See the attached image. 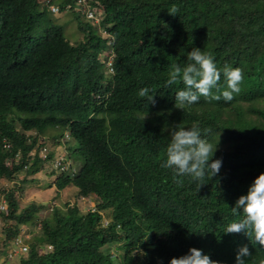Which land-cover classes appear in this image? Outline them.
I'll list each match as a JSON object with an SVG mask.
<instances>
[{
	"label": "trees",
	"instance_id": "obj_1",
	"mask_svg": "<svg viewBox=\"0 0 264 264\" xmlns=\"http://www.w3.org/2000/svg\"><path fill=\"white\" fill-rule=\"evenodd\" d=\"M75 1L0 0V178L33 174L52 160L53 152L42 156L35 144L56 128L58 138L68 136L64 162L80 165L59 170L53 185L93 194L95 205L86 212L75 203L53 206L39 218L44 204L19 208L15 189L2 190L8 208L0 213V255L22 226L39 222L18 264H169L191 247L235 264L242 245L252 254L246 264L264 262L258 242L224 233L243 217L229 207L264 173V0H88L101 7L112 39L99 35ZM173 5L177 15L168 13ZM62 11L81 40L70 42L49 17ZM193 47L210 53L219 69L242 70L233 100L200 97L176 107L185 86L165 85L172 65L190 63ZM226 84L222 74L221 91ZM143 87L155 104L139 97ZM193 123L218 142L213 159L222 161L218 175L203 181L161 166L173 131Z\"/></svg>",
	"mask_w": 264,
	"mask_h": 264
},
{
	"label": "clouds",
	"instance_id": "obj_2",
	"mask_svg": "<svg viewBox=\"0 0 264 264\" xmlns=\"http://www.w3.org/2000/svg\"><path fill=\"white\" fill-rule=\"evenodd\" d=\"M178 11L179 9L173 5L168 13L177 15ZM187 59L190 63L183 68L178 64L172 65L165 85L167 88L180 82L184 84V89L175 95L177 108L183 110L185 106H192L200 97L208 101L223 99L230 102L234 94L239 93L243 82V72L239 67L225 65L223 69H219L210 53L206 54L196 47L188 52ZM222 74L227 84L226 89L221 91L219 82ZM213 89H216V94L213 93ZM138 95L146 98L147 103L156 102L155 93L148 87L141 88ZM205 135L206 133L202 135L197 123H193L187 129L182 127L173 131L171 143L167 147V159L161 166L173 170L179 177L188 175L200 181L207 175L211 178L217 176L222 166L221 159H213L218 142L210 143L204 138ZM202 184L204 183L200 186ZM229 208L233 216H240L242 212L243 217L229 224L224 233H243L248 238L251 237V241L258 242L264 247V173L257 175L247 193L240 195ZM251 255L246 245L240 246L235 255V264H246V258ZM169 264H220V262L211 259L201 249L191 247L187 254L170 258Z\"/></svg>",
	"mask_w": 264,
	"mask_h": 264
},
{
	"label": "rangeland",
	"instance_id": "obj_3",
	"mask_svg": "<svg viewBox=\"0 0 264 264\" xmlns=\"http://www.w3.org/2000/svg\"><path fill=\"white\" fill-rule=\"evenodd\" d=\"M49 17L54 23L62 26L66 38L74 43L81 40L83 34L78 29L76 21L71 17V14L67 11L51 12ZM83 17V16H82ZM58 129H47L45 134L38 135L35 146L41 148L40 154L45 156L48 152H53L52 160L44 162L40 169L35 173H28L27 171L19 172L15 175L11 181L0 178V193L2 190L13 187L15 189V197L18 201L19 208L24 207L31 201L44 204V208L39 212V218L48 214L53 206H63L66 203L76 204L83 212L94 208L96 197L93 194L79 195L78 190L73 185H68L59 191L53 185L54 179L58 174L59 169L55 167L54 161L60 156H67L68 149V136L67 132L63 133V136L58 138L61 134ZM28 134H35L34 131L28 132ZM58 140L60 142H58ZM44 149V150H43ZM78 169L80 162L74 161L72 158H67V169ZM107 222V216L104 218ZM2 226L3 220L0 217V248L2 240ZM39 222L36 225H28L21 227V233L24 244L27 246L30 241L34 240V237L39 233ZM48 248V246H47ZM46 247H41V251ZM113 254L116 253L114 246L111 245L109 249ZM118 253V251H117ZM7 257V253L0 255V264H18V257Z\"/></svg>",
	"mask_w": 264,
	"mask_h": 264
},
{
	"label": "built area",
	"instance_id": "obj_4",
	"mask_svg": "<svg viewBox=\"0 0 264 264\" xmlns=\"http://www.w3.org/2000/svg\"><path fill=\"white\" fill-rule=\"evenodd\" d=\"M76 8L78 12L85 18L86 20H89L90 22L97 24L98 26V33L99 35L106 36L110 39H112V36L108 29L102 25L101 20L103 18V11L100 6L94 5L89 3L88 0H76ZM69 5H66V8H69ZM51 10L55 11L57 10V7L51 6ZM107 52H102L101 57L104 58ZM108 66L111 64V59L109 58L108 61L106 62ZM111 70V69H110ZM8 146V145H7ZM44 150V149H43ZM54 165L56 168L59 170H66V162H64V157L60 156L55 159ZM8 208V203L3 194H0V213H3L7 210ZM50 246H48L49 248ZM27 251V246L24 244L22 237L18 235L12 244L10 245V248L7 251V257H13L16 255H24Z\"/></svg>",
	"mask_w": 264,
	"mask_h": 264
}]
</instances>
